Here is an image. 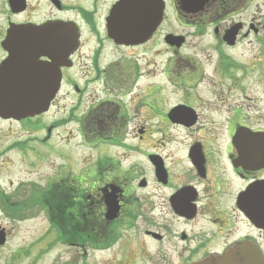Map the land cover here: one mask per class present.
Instances as JSON below:
<instances>
[{
  "label": "flooded vegetation",
  "instance_id": "1",
  "mask_svg": "<svg viewBox=\"0 0 264 264\" xmlns=\"http://www.w3.org/2000/svg\"><path fill=\"white\" fill-rule=\"evenodd\" d=\"M120 1L0 0V63L7 56L3 40L19 28L47 27L57 38L18 61L57 87L46 112L19 120L40 124V141L61 162L51 165L45 189L49 200L69 205L78 230L70 238L66 228L67 242L48 247H74L84 259L88 251L107 255L100 264H215L230 250L250 249L264 264L263 114L240 98L226 108L208 104L207 97L223 93L199 80L205 67L196 53H179L189 35L182 30L189 29L208 37L215 68L228 79L230 69L245 70V59L226 52L253 41L258 58L263 55L264 0H201V6L200 0H162V22L138 45L116 43L108 33ZM169 18L175 32L162 29ZM168 34L184 38L161 72L177 75L165 81L178 95L170 106L159 83L139 87L145 74L139 60L119 56L126 49L148 52L156 38L165 45ZM151 63L146 58L145 69ZM75 139L74 148L94 152L79 157L78 166L70 162ZM20 146L38 156L37 146Z\"/></svg>",
  "mask_w": 264,
  "mask_h": 264
},
{
  "label": "rangeland",
  "instance_id": "2",
  "mask_svg": "<svg viewBox=\"0 0 264 264\" xmlns=\"http://www.w3.org/2000/svg\"><path fill=\"white\" fill-rule=\"evenodd\" d=\"M167 13L170 14L171 9H168ZM162 29L175 32L177 27L169 18L164 22ZM182 32L185 34L189 32V35L186 37V42L179 53L186 55L196 53L194 55L195 59H200L205 67V70H199L198 72L199 80L211 82L210 86L216 87L217 91L223 93L222 96L224 97H221V99L207 97L211 99L207 101L208 104H221L223 105L221 107L226 108V105H232L233 100L231 98H240L239 102L243 107L261 110L264 118V53L259 59L258 56L261 53L258 51L259 44L251 41L247 42L244 47L241 46L239 50L233 49L226 52L232 53L231 55L236 60H238V57L241 60L242 58L246 60V69L239 71L230 69V79H228L227 74H223L221 70L215 68H218L215 62L216 56L215 54L211 55L214 52L208 47V37L191 35L189 29L182 30ZM159 41V38L152 40L148 52L126 49L119 56L130 55L129 60H139L145 73L138 80V85L142 84L139 87H148L159 83V87L164 88L163 93H160L169 103L165 105L170 106V103L176 101L178 95L165 85V81H174L177 75L172 72L166 78L161 73L166 59L168 60L173 52ZM157 52L159 56L155 54ZM203 55L211 56V58L207 57L205 63ZM146 58H150L151 61L155 60L156 64L151 63L145 69ZM146 71H148L147 74ZM230 81H236L238 86L229 85ZM213 82L217 84L213 85ZM203 88L209 87L205 83ZM155 94L157 93H153L152 96ZM162 109H164V106ZM42 121H49V117L42 118ZM144 124L146 125L147 122ZM41 129L40 124L37 125L32 121L26 123L19 120H0V196H2L1 200L4 207L11 206L15 209L13 215L7 214L6 211L2 213L0 210V226L5 227L8 232L6 247L0 248V263L5 257L11 260L8 264H100V259L103 260L107 255L88 251L89 254L84 259L80 249L71 247L70 250H66L59 246L48 247L54 240V233L50 230L48 220L41 210L42 202L40 201L51 202L45 189V178L48 177L53 162H57L55 165H59L61 162L53 159L56 156L51 153L44 142L40 141L41 135L38 132ZM68 129L65 128L64 132L67 133ZM59 131L60 135H65L64 132H61L62 129ZM16 142L17 144L12 145ZM75 143L76 139L71 140L72 158L70 162L72 166L80 164L81 158L79 157L94 154L92 150L74 148ZM20 145H26V147L37 146L38 156L32 151L26 150L23 152ZM59 147L65 150L63 144H60ZM19 247L23 249L21 258L17 251ZM43 247L45 248L41 249ZM62 252L64 255L61 256Z\"/></svg>",
  "mask_w": 264,
  "mask_h": 264
},
{
  "label": "water",
  "instance_id": "3",
  "mask_svg": "<svg viewBox=\"0 0 264 264\" xmlns=\"http://www.w3.org/2000/svg\"><path fill=\"white\" fill-rule=\"evenodd\" d=\"M145 2L146 9H139ZM201 2V0H200ZM201 4V3H200ZM123 0L116 9L109 24V33L118 43L138 44L145 41L155 30L162 18L161 0H134V5ZM49 30L22 28L12 32L3 42L8 57L0 65V116L19 119L33 116L46 110L49 99L56 89H52L53 80H45L44 75L32 66L28 70L18 64L25 55L36 53L43 45L51 44L55 36ZM171 45L178 47L182 39L169 35L166 38ZM50 75V74H49ZM50 87H47V86ZM4 234L0 230V244ZM248 253V254H247ZM215 264H261L250 249L230 250L214 259Z\"/></svg>",
  "mask_w": 264,
  "mask_h": 264
},
{
  "label": "trees",
  "instance_id": "4",
  "mask_svg": "<svg viewBox=\"0 0 264 264\" xmlns=\"http://www.w3.org/2000/svg\"><path fill=\"white\" fill-rule=\"evenodd\" d=\"M40 202H42L41 209L44 211L51 228L57 231L59 229L65 231L67 228L70 231L71 236H74L73 234L78 232L75 225H71L73 224V221L70 216L67 215L68 212L66 211V207H68V205H66V203L58 200L51 201L52 203L46 200ZM2 206L4 210L7 207L5 211L8 214H14V208H12L11 206L4 207L3 203Z\"/></svg>",
  "mask_w": 264,
  "mask_h": 264
}]
</instances>
